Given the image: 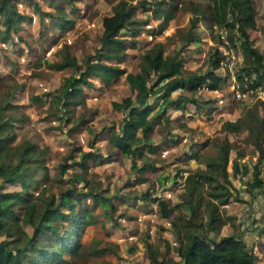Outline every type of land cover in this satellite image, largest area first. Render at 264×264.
Returning a JSON list of instances; mask_svg holds the SVG:
<instances>
[{
  "label": "trees",
  "instance_id": "obj_1",
  "mask_svg": "<svg viewBox=\"0 0 264 264\" xmlns=\"http://www.w3.org/2000/svg\"><path fill=\"white\" fill-rule=\"evenodd\" d=\"M67 1L72 4V0ZM209 1L208 6L213 14V20L217 23L226 21L225 12L227 7H230L233 20L225 23L231 27L233 21H238L240 48L248 61L241 69L247 72L255 70L256 81L262 82L260 78L264 74L263 55L253 46L246 30L249 26H256L253 0ZM142 7L144 10L147 8L145 4H142ZM55 9L59 11L58 16L55 17L50 11L46 14L51 16L52 22L61 30L68 28L73 18L68 16L63 8ZM136 9L135 3L130 0H116L111 11L102 16L99 45H95L94 50L86 52L82 59H77L71 46L63 44L61 59L50 64L57 69L70 68L71 72L62 76L61 83L55 88L49 100L55 105L57 117H60L58 111L62 108L65 110L64 117L70 122L67 131L71 133L88 121V117L83 115L73 118V109L76 105H84L81 94L84 85H92L91 77L98 76L109 82L123 76L130 93L111 100L112 107L122 112V118L117 130L112 125L108 127V139L112 147L131 158L132 168L140 170L141 173L136 180L140 182L146 180L144 170L153 165L152 160L148 159V154L156 152L158 147L151 137L154 124L164 116L167 128L168 107L184 108L185 100H195L185 92H194L203 84L210 89L219 88L225 77L215 71L222 57L217 45L208 51L206 56L208 67L203 72L184 70L185 49L191 41L199 38L191 28L181 36L182 43L175 48L172 47L169 52H166L165 41L154 40L141 54L136 67L128 69L125 65L128 55L127 38L120 33L122 28H127L131 34L138 33L141 27L131 26ZM164 14L165 17L160 18L159 26L151 30L153 35L161 33L167 26L170 13L164 9ZM28 16L30 15L19 9L18 0H0V27L3 26L0 40L14 38L13 35L18 34V29ZM198 19V14L193 15L191 26L196 24ZM175 89L179 91L173 96L171 92ZM148 97L152 99L144 105ZM31 98L35 101H44V97L37 93H33ZM157 104L159 106L156 108ZM7 107H11L8 101L0 104V264H29L28 260L33 264H50L51 261L67 264L65 253L74 254L80 259L81 264H87V257L101 255L107 250L106 246L99 247L97 242L85 244L81 240L86 226L96 222L93 208L98 205L101 212L108 217L113 210V202L103 191L104 188L97 192L101 186L95 187L89 179L90 161L96 162L102 158L108 160L111 154L104 155L91 148L83 149L80 145L72 144L65 154L66 161L60 168L64 170L71 165H77L78 169L70 172L69 181L58 188L57 194L44 193L43 207L35 210V200L30 198L32 194L27 189L33 172L38 166H43L44 157L38 155L40 148L36 143L27 142L18 149L13 162L4 158L1 146H8L16 134L14 125L16 117H3V110ZM212 108H208L209 112ZM242 127L250 130L248 134H251V141L258 150L256 160L251 165V174L244 180L250 198H253L264 191V165L260 166V163L264 162V147L259 135L264 127V120L256 110L249 107L244 116L241 115L235 120L225 119L221 124V128L226 131ZM89 130H92L90 126ZM78 149L79 158H76L74 152ZM230 152L231 145L220 141L215 155L203 160V168L188 171L183 176L179 202L172 203L168 198L152 195L149 190L139 191L137 199L143 198L147 203L154 201L159 215L165 217L176 211L171 219V225L176 237L179 258L170 255L158 256L151 250L150 243L146 242L151 264H257L255 260L257 255L249 249L240 232L218 237L214 235L219 232L223 223L228 221L234 223L233 219H236L234 214H224L221 207L224 203L230 199L249 201L239 194V189L232 182V177L242 179L248 170V164L241 160L240 154L231 157ZM197 156L200 157L198 148L191 147L190 152L185 153L186 158ZM141 158L142 163L137 164L136 159ZM15 180L22 182L25 196L18 190L4 189V184H10ZM66 180L68 179L64 181ZM91 199L94 201L90 202ZM21 202H25L23 219L31 226L30 232L21 227L17 218L15 206ZM62 206L67 209H62ZM67 220L68 226L65 223Z\"/></svg>",
  "mask_w": 264,
  "mask_h": 264
},
{
  "label": "rangeland",
  "instance_id": "obj_2",
  "mask_svg": "<svg viewBox=\"0 0 264 264\" xmlns=\"http://www.w3.org/2000/svg\"><path fill=\"white\" fill-rule=\"evenodd\" d=\"M115 1L72 0V4H69L67 0H18V7L28 15L30 14L32 19L27 18L29 21L27 20L26 24L18 29L19 32L13 35L14 38L0 40V104L8 101L11 105L3 110V117H16L14 120L15 137L9 141L8 146H1L3 147L1 153L5 159L13 162L18 149L23 144L33 142L40 148L38 155L44 157L43 166H38L33 172L27 189L31 191L32 197L30 198L35 200V210L43 207L44 193L57 194L58 188L69 181L70 172L78 169L77 165H71L64 170L60 168L65 163V154L68 153L72 144L80 145L83 149L91 148L100 151L104 155L111 154L109 161H90L89 179L95 187L101 186L97 192L104 188L103 191L113 202V210H111V216L108 217L101 212L98 205L93 208L96 222L86 226L81 240L85 244L97 242L99 247L106 246L107 250L101 255L87 257L86 262L87 264H151L146 242L150 243L151 250L158 256L170 255L173 258H179L176 250V237L171 225V219L176 211L165 217L159 215L157 204L154 201L147 203L145 202L147 200L143 198L137 199L139 191L149 190L152 195L157 194L168 198L172 203L179 202L184 180L182 175L186 173L184 170H179L180 167H186L191 171L194 168H203V160L215 155L220 141L231 145V157L240 154L241 160L252 163L251 160L255 158L258 151L251 141V134H248L250 130L242 127L238 130L226 131L221 128V123L228 117L235 120L241 115L244 116L249 107L256 110L264 120V103L257 99L256 94L252 95V92H248L246 98L241 100L240 98L243 97H236L229 85H224L218 91L198 89L193 94L185 92L195 100H185L184 105L189 111L197 113V116L194 119H188L185 113L180 116L179 110L173 111L171 115L175 118H172V124L169 121L167 128L164 116H161L154 124L151 137L153 142L166 139V137L173 140L174 134L186 132L189 137L195 136L197 147L199 142H205L199 148L200 157L189 160V164L183 161L180 163L166 162L169 156L178 155L181 149L189 148L188 139L184 140L183 144L178 143L177 140L174 143L176 145L166 150V156L162 154L163 152L155 154L154 157L149 156L156 166L146 168L143 172L146 180L137 182L140 170L132 168L130 157L122 155L108 142V127L112 125L117 130L122 118V112L112 108L111 100L120 92L130 93L122 76L115 83H105L95 78L92 80L93 86H83L85 94L82 98L85 103L75 106L73 118L80 115L88 117L87 126L82 124L78 130L76 129L77 131H71V133L67 131L70 122H67L64 117L65 110L62 108L58 111L60 117H57L55 105L49 100L55 88L61 83L62 76L71 72L70 68L57 69L50 63L61 59V48L64 43L71 46L77 59H82L86 52L94 50L95 45H99L98 37L101 32L102 16L111 11ZM130 1L134 2L137 7L131 26L141 28L136 34H131L127 28L121 29L120 34L127 38L128 55L125 65L128 69L136 67L141 54L154 40L162 39L165 41V48L170 50L182 43L181 36L189 28L198 34L199 39L191 41L185 49L184 70L192 69L203 72L208 67L206 56L208 51L217 45L215 23L218 24L213 20V14L208 6L209 0H173V4L171 0ZM260 1L264 9V0H253L254 20L257 18L258 26L256 30L251 31V35L255 41H259V48L264 54V10L260 12L262 9L259 8ZM142 4L147 6L145 10ZM57 7L63 8L67 15L73 18L71 25L66 29L61 30L52 22L51 16L46 14L50 11L54 16H58L59 11L55 9ZM164 9L170 13L168 24L161 33L153 35L151 30L156 29L161 21L160 18L165 17ZM196 14L199 15V19L191 26V17ZM238 37L240 44V34ZM247 63L240 48L236 64L242 70L241 68ZM260 83V88L264 92V81ZM97 86L101 88L100 98L94 97L93 94V91H98L95 88ZM178 91L179 89L173 90L171 95H176ZM33 93L44 97V101L33 100L31 98ZM209 107H214V109L209 112ZM187 119L189 124L191 121H194V124L189 125ZM180 121L184 124L178 128ZM89 126L92 130H89ZM259 135L264 147V127ZM190 150L189 148L188 151ZM74 153L75 157L79 158L80 150ZM142 161V158L136 159L137 164H141ZM168 165L169 167L166 168ZM228 168L230 169V164ZM167 169L172 175H166ZM248 176V173L244 174L243 180L232 177L233 184L235 183V187L242 190L241 196L245 199L250 197L246 183H244ZM65 179L68 180L64 181ZM4 189L18 190L22 195H26L22 182L18 180L4 184ZM93 201V199L90 200V202ZM243 202H230L221 206L222 211L224 214L238 215ZM62 209H67V207L62 206ZM15 210L21 227L30 232L31 226L23 219L25 202L16 205ZM65 223L69 225L68 220ZM228 225L223 224L216 234L210 233L218 237L229 234V232H237L234 224H230L232 228ZM261 225L262 223L260 227ZM259 232L261 230L257 229L256 234ZM262 241L264 243V239ZM258 251H260L258 264H261L264 260V244ZM65 257L68 259L67 264H81L80 259H77L74 254L65 253ZM28 262L33 264L31 260ZM50 264L61 263L51 261Z\"/></svg>",
  "mask_w": 264,
  "mask_h": 264
},
{
  "label": "crops",
  "instance_id": "obj_3",
  "mask_svg": "<svg viewBox=\"0 0 264 264\" xmlns=\"http://www.w3.org/2000/svg\"><path fill=\"white\" fill-rule=\"evenodd\" d=\"M264 2V1H263ZM259 8H262L261 10H260V12H262L264 9H263V4H261V1L259 2ZM20 9V8H19ZM21 10V9H20ZM21 11H24V10H21ZM25 12V11H24ZM264 12V11H263ZM43 14V13H42ZM30 15V14H29ZM27 18H29V19H32L31 18V15L30 16H28ZM26 18V20L25 21H23V23H22V26L20 27V28H22L23 26H24V24H26L25 22L28 20ZM29 21V20H28ZM255 23H256V26L255 27H247V32H248V35H249V37L251 38V40H252V44H253V46L254 47H256L257 48V50H259L261 53H262V51L260 50V44H259V41L258 40H254V37L251 35V31L253 30H256L257 29V26H258V23H257V18L255 19ZM213 27V26H212ZM19 28V29H20ZM195 35H197L198 36V34L197 33H195ZM199 37V36H198ZM257 38H259V37H257ZM199 39V38H198ZM195 40H197V39H195ZM194 40V41H195ZM167 50V49H166ZM171 50V49H170ZM170 50H167L168 52L170 51ZM262 55H263V59H264V54L262 53ZM185 57V54H184V56H183V58ZM264 62V61H263ZM183 63H184V60H183ZM215 71L216 72H218L220 75H223L224 77H225V81L221 84V86L219 87V88H216V89H210V88H208L207 86H206V84H203L202 86H200V88L199 89H206V90H213V91H218L220 88H222L224 85L226 86V85H229V83L227 82V80H226V75H225V70L222 68V67H217L216 69H215ZM92 78V80H94L95 78H97V79H99V80H102L101 79V77H98V76H93V77H91ZM121 78V77H120ZM122 78L124 79V82H125V84H126V86L128 87V85H127V83H126V80H125V78L122 76ZM260 80L263 82L264 81V74H263V76L260 78ZM109 82H112V83H115V80H111V81H109ZM105 83H107V82H105ZM93 82H92V85H88V86H93ZM85 86V85H84ZM100 86V85H99ZM99 86H97V87H95L98 91H93V94H94V97H96V98H100L101 96H102V92L100 91L101 90V88L99 87ZM232 89V88H231ZM197 91V90H196ZM232 91V90H231ZM195 92V91H194ZM233 92V91H232ZM189 93H192L193 94V92H188V94ZM83 94H85L84 93V90H83V92H82V97H83ZM124 94H127L126 92H120V94L119 95H114V98L113 99H116V98H118V97H120V96H122V95H124ZM253 95V94H252ZM191 96V95H190ZM258 98L257 99H260V101L262 102V103H264V92H262V93H259L258 95H256ZM244 98H246V96L245 97H243V98H240L241 100H243ZM112 106V105H111ZM159 106V104H157L156 105V108ZM113 108V107H112ZM169 108V107H168ZM114 109V108H113ZM214 109V107L212 108V110ZM176 110H179V112H180V116L181 115H183L184 113L187 115L186 117L188 118V119H194V117L195 116H197V113H194V111H189L187 108H186V106L184 105V108H169V109H167V112L169 113V121H170V123L172 124V118H175V116L173 115H171L172 113H173V111L175 112ZM211 110V111H212ZM187 119V122H188V124H189V120ZM228 119H230V120H234V119H232V118H229L228 117ZM169 123V122H168ZM183 121H180L179 122V126H178V128H180V125H182L183 126ZM190 124H194V121H191V123ZM189 124V125H190ZM222 124V123H221ZM79 129V128H78ZM77 129V130H78ZM77 130H75V131H77ZM178 134V133H177ZM180 134V135H179ZM178 135H176V134H174V136H175V138L172 140H169L168 139V137H166V139L164 138V139H159L157 142H154V144H157L158 145V147L156 148V153L155 152H150L148 155L149 156H152V157H154L155 156V154H160V153H162V154H164L165 156H166V154L167 153H165L166 152V150H170L171 149V146L172 145H176V144H174L177 140H178V143H184V140H186V139H188L189 141H188V145H189V148L191 149V147H193V148H201V146L205 143V142H199V146L197 147L195 144H196V142H195V140H197V139H195V136L193 137V135L191 136V137H189L188 136V133H186V132H181V133H179ZM109 137V136H108ZM193 137V138H192ZM180 141V142H179ZM108 142H109V139H108ZM81 148H82V146H81ZM98 148V147H97ZM188 148V149H189ZM188 149H181V151H180V153H178V155L176 154V155H172V156H169L167 159H166V162H168V161H171L172 163H180V162H184V163H186V164H189V160H191V159H194L195 157H191V158H186L185 157V153H189L190 151H188ZM80 150V149H79ZM96 151V150H95ZM258 151V150H257ZM97 152H99V153H102V152H100V151H97ZM182 152V153H181ZM104 154V153H103ZM257 155H258V153H257ZM257 155L255 156V160H256V157H257ZM149 156H148V159H149ZM129 157V156H128ZM241 158V157H240ZM110 159V158H109ZM109 159L107 160V159H105V158H102L101 160H98V161H96V162H103V161H109ZM131 159V158H130ZM251 160L252 161V163H249V162H246L247 164H248V170H247V172L245 173V174H247L248 173V175L250 176V174H251V170H252V167H251V165L254 163V161L255 160ZM150 160V159H149ZM156 161V160H155ZM263 165H264V162H261L260 163V166L261 167H263ZM156 165L153 163V165L152 166H150V168L152 167H155ZM169 167V165L168 166H166V168H168ZM179 170H184V171H186V173L188 172V171H190V169H188V168H186V167H180V169ZM146 171V169L144 170V172ZM180 172V171H179ZM185 173V174H186ZM180 174V173H179ZM163 176H166V175H172V174H169V170L167 169L166 170V175L165 174H162ZM244 175V174H243ZM147 176V175H146ZM182 176H184V175H182ZM248 176V177H249ZM247 177V178H248ZM238 178V177H237ZM239 179H241V178H239ZM173 179H171V181H172ZM242 180H243V178H242ZM235 184V183H234ZM236 185V184H235ZM239 188V187H238ZM181 189H182V187H181ZM239 194L241 195L242 194V190L241 189H239ZM247 200H249V201H244L243 203H242V205H241V207H240V212L238 213V215H236V219H234L233 221H234V223H230V221H228V222H225V223H223V224H229L228 226L230 227V228H232L231 226H230V224H234V227H236V229H237V232H240V234L245 238V240H246V242H247V246L249 247V249L251 250V251H253L257 256H256V262H257V264H258V254H259V252L260 251H258L259 249H260V246L261 245H263L264 243H263V239H264V191L262 190L260 193H258L255 197H253V198H246ZM235 201H237V200H234V199H230L228 202H226V203H224L222 206H225L226 204H228V203H230V202H235ZM262 223V225H261V227H260V224ZM222 224V225H223ZM222 227V226H221ZM221 227H220V229H221ZM250 229V230H249ZM257 229H260L261 230V232H259V233H257L256 234V230ZM229 233H233V232H229ZM262 242V243H261ZM261 263V262H260ZM261 264H264V260L262 261V263Z\"/></svg>",
  "mask_w": 264,
  "mask_h": 264
},
{
  "label": "built area",
  "instance_id": "obj_4",
  "mask_svg": "<svg viewBox=\"0 0 264 264\" xmlns=\"http://www.w3.org/2000/svg\"><path fill=\"white\" fill-rule=\"evenodd\" d=\"M225 20H233V13L230 7L226 9ZM226 21L215 23L217 27V47L222 52L219 66L225 70L226 80L236 97H245L248 92L258 95L263 92V89L260 88L261 83L256 81V71L247 72L240 70L236 64L240 49L239 23L235 20L233 25L229 27L225 23Z\"/></svg>",
  "mask_w": 264,
  "mask_h": 264
},
{
  "label": "water",
  "instance_id": "obj_5",
  "mask_svg": "<svg viewBox=\"0 0 264 264\" xmlns=\"http://www.w3.org/2000/svg\"><path fill=\"white\" fill-rule=\"evenodd\" d=\"M152 97H148L147 99H145L144 101V105L148 104L151 101Z\"/></svg>",
  "mask_w": 264,
  "mask_h": 264
}]
</instances>
